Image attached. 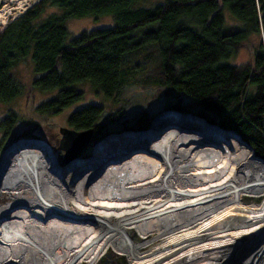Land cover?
Returning <instances> with one entry per match:
<instances>
[{
    "label": "bare ground",
    "instance_id": "6f19581e",
    "mask_svg": "<svg viewBox=\"0 0 264 264\" xmlns=\"http://www.w3.org/2000/svg\"><path fill=\"white\" fill-rule=\"evenodd\" d=\"M38 1L3 6L0 25ZM184 116L164 113L152 142L113 135L61 171L0 182V264H93L109 246L128 264H264V158Z\"/></svg>",
    "mask_w": 264,
    "mask_h": 264
},
{
    "label": "trees",
    "instance_id": "16d2710c",
    "mask_svg": "<svg viewBox=\"0 0 264 264\" xmlns=\"http://www.w3.org/2000/svg\"><path fill=\"white\" fill-rule=\"evenodd\" d=\"M41 0L0 27V103L21 95L12 73L27 57L37 72L32 83L56 91L42 113L75 104L90 82L105 99L122 91L129 69L142 74L138 83L158 87L172 99L167 108L192 110L224 128H233L264 158V0ZM2 0H0V3ZM110 14L113 25L97 26L69 37L67 21ZM250 51L249 62H232L239 50ZM189 96L184 101L182 95ZM173 97L176 100H173ZM147 109L138 128L148 126ZM102 106L90 103L72 110L67 123L76 130L93 128L97 142L107 125ZM16 115L0 119V151L12 132ZM126 126V125H124ZM95 264H126L110 248Z\"/></svg>",
    "mask_w": 264,
    "mask_h": 264
},
{
    "label": "rangeland",
    "instance_id": "374dc122",
    "mask_svg": "<svg viewBox=\"0 0 264 264\" xmlns=\"http://www.w3.org/2000/svg\"><path fill=\"white\" fill-rule=\"evenodd\" d=\"M161 1L163 2L164 0H147L144 2V5H155ZM12 3L13 0H2L0 12L3 6L7 4L12 5ZM113 23L114 17L110 14H105L101 17L87 15L82 18L74 17L68 20L67 27L69 28L70 37L85 30L95 29L97 26L105 27L106 25H113ZM1 26L3 27V25ZM250 54V51L244 47L239 50L232 62L245 64L249 62ZM12 73L15 74L18 83L21 84L22 91L21 95L15 97L11 102L0 103V119L5 117L7 112H12L16 115L15 127L11 133L5 136V149L0 151V182L20 178L32 172L53 174L61 171L66 164L63 162L65 156L64 150L59 145L60 137H62L59 128L61 126H70L67 123V119L72 110L80 106H87L90 103L102 106L104 113L101 115V121L105 122V125L108 124L105 128L107 129V133L97 142L90 141V145L80 151V155L77 157L79 159L91 158L96 146L113 135L127 133L128 137L134 136L133 139L138 142H142L143 140L145 142L154 141L155 137L151 134V130H153L152 128L155 126V123L161 119L160 117L168 111L176 110L181 114L189 113L192 116L202 117L210 121L208 117L200 115V112H198L199 106H194L192 110H180L177 107L167 108V103H172V99L164 96L160 97L157 94L158 87L156 86L139 84L138 81L141 80H139V77L142 72H134L132 69H129V72L126 74V81L122 87V91L115 98L105 99L101 91L93 89L90 82L79 83L76 88L82 91L81 99L77 103L57 111L56 114L50 112L42 113L40 110L48 99H53L56 96L57 92L50 90L44 92L33 87L32 80L37 75V72L33 68V62L28 57L23 60V63L15 65ZM182 99L183 102L190 100L189 96L185 94L182 95ZM173 100H176V98L173 97ZM144 109L149 111L147 113L149 119L148 126L143 128L147 132L138 135L137 131H143V129L138 128L135 118ZM187 117L189 116L180 118V122L189 123L190 120ZM2 136L3 133L0 131V140H3ZM244 199L247 203H253L261 201L262 198L245 196ZM130 233L133 241L140 240L141 237L135 230L131 229ZM110 248L111 246L106 251ZM111 249L115 253H120L116 252L113 248ZM105 252L100 254V256ZM122 255L126 258V264H128L127 255Z\"/></svg>",
    "mask_w": 264,
    "mask_h": 264
},
{
    "label": "water",
    "instance_id": "95a60500",
    "mask_svg": "<svg viewBox=\"0 0 264 264\" xmlns=\"http://www.w3.org/2000/svg\"><path fill=\"white\" fill-rule=\"evenodd\" d=\"M34 3H37V2H34ZM33 3V4H34ZM31 7V6H30ZM26 11V10H25ZM24 11V12H25ZM23 12H21L22 14ZM20 14V15H21ZM19 15V16H20ZM19 16H12L11 19H10V22L13 21L14 19L18 18ZM6 26V25H4ZM173 111H176V110H173ZM166 112V111H165ZM170 112V111H168ZM179 113V111H176ZM164 113V112H163ZM180 115H189V116H192L190 115L189 113H184V114H181L179 113ZM210 122V121H208ZM211 123V122H210ZM213 124V123H211ZM213 125H217V126H220L222 127L221 125H219L218 123H215ZM222 129H226L224 127H222ZM228 130H231L233 133H235L237 136H240L239 134H237V132L233 129V128H227ZM226 129V130H227ZM59 131L61 132L62 134V137H60V147L64 150V158H63V162L64 163H67L68 161H70V159H73V158H77L80 154V151L84 148V147H87L90 145V141L92 139V136L94 135V132H93V128H90V129H79V130H76L74 129L73 127L69 126V127H63L61 126L59 128ZM147 130L146 129H143V131H137V134L140 135V134H143L144 132H146ZM243 141L248 144L244 138H243ZM249 145V144H248Z\"/></svg>",
    "mask_w": 264,
    "mask_h": 264
}]
</instances>
